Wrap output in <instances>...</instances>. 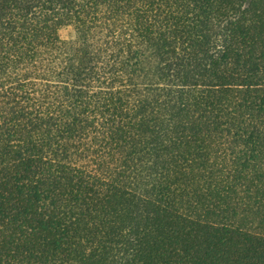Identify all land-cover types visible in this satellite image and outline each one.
Listing matches in <instances>:
<instances>
[{
	"label": "trees",
	"instance_id": "trees-1",
	"mask_svg": "<svg viewBox=\"0 0 264 264\" xmlns=\"http://www.w3.org/2000/svg\"><path fill=\"white\" fill-rule=\"evenodd\" d=\"M0 264H264V0H0Z\"/></svg>",
	"mask_w": 264,
	"mask_h": 264
},
{
	"label": "rangeland",
	"instance_id": "rangeland-1",
	"mask_svg": "<svg viewBox=\"0 0 264 264\" xmlns=\"http://www.w3.org/2000/svg\"><path fill=\"white\" fill-rule=\"evenodd\" d=\"M60 35L64 39H69L74 36V29L72 26H66L60 29Z\"/></svg>",
	"mask_w": 264,
	"mask_h": 264
}]
</instances>
